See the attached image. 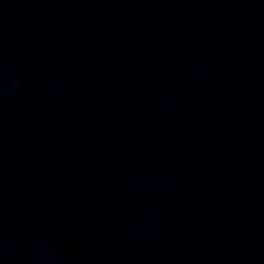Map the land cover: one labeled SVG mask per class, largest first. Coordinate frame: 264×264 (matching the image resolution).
Here are the masks:
<instances>
[{"label":"water","instance_id":"1","mask_svg":"<svg viewBox=\"0 0 264 264\" xmlns=\"http://www.w3.org/2000/svg\"><path fill=\"white\" fill-rule=\"evenodd\" d=\"M0 264H264V0H0Z\"/></svg>","mask_w":264,"mask_h":264}]
</instances>
